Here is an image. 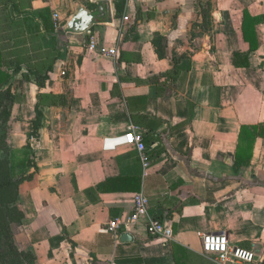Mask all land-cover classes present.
Segmentation results:
<instances>
[{
	"label": "crops",
	"instance_id": "obj_1",
	"mask_svg": "<svg viewBox=\"0 0 264 264\" xmlns=\"http://www.w3.org/2000/svg\"><path fill=\"white\" fill-rule=\"evenodd\" d=\"M100 2L0 7L3 68L22 94L12 115L25 129L13 137L34 140V167L18 185L17 242L36 264H176L172 244L181 264H210L200 236L225 234L264 264V138L247 165L235 162L240 127L264 124V0H210L207 32L197 27L198 0H116L108 19L64 31L77 6L95 12ZM245 11L259 19L253 52L242 36ZM54 15L60 28L48 34L43 23ZM235 55H248V67H234ZM15 57L11 69L5 60ZM37 73L47 75L41 86ZM131 128L146 148L145 175L124 144ZM118 178L138 179L140 190H96ZM136 194L146 213L117 240L102 233L131 215ZM149 218L162 223V235H148Z\"/></svg>",
	"mask_w": 264,
	"mask_h": 264
},
{
	"label": "trees",
	"instance_id": "obj_2",
	"mask_svg": "<svg viewBox=\"0 0 264 264\" xmlns=\"http://www.w3.org/2000/svg\"><path fill=\"white\" fill-rule=\"evenodd\" d=\"M115 6L116 12L117 6ZM199 8L201 13L203 9H209L208 14L204 13L202 18V23L197 25L198 28L204 31L210 24V11L212 9L210 0H207V7L200 5ZM259 22V19L252 18L245 11L243 13L242 21V36L243 40L249 44L250 52L255 51L257 44L254 39L249 36L254 32V26ZM200 29V30H201ZM208 29V28H207ZM43 30L50 34L54 32L53 24L50 22L43 23ZM202 31V32H204ZM62 31H58L57 33ZM233 65L236 68H247L248 67V55L238 56L235 55L233 58ZM3 59L0 52V87L10 85L12 79L11 73L7 72L3 68ZM50 71V68L47 70ZM14 73V72H12ZM37 86H41L42 81L47 79V75H40L39 73L34 74ZM9 115L7 112L6 116ZM34 131H36V126H34ZM6 134L0 136V153L8 154L9 160L0 158V240L2 239L4 245L0 244V264H36L35 258L32 253L22 251L16 245L14 236L16 232L13 231L12 225H15L18 229L24 221V216L22 212L18 209L16 202L18 197V185L27 180L30 175L26 174V170L34 167L33 161L30 162L28 154V144L25 145V151L22 150H8L6 144ZM264 138V124L251 125V126H241L238 134V143L235 151V162L247 165L252 157V148L256 138ZM19 152V153H18ZM20 157H18V154ZM18 157V158H17ZM19 166L22 171H25V175L18 181H13L15 178V167ZM130 185V187H127ZM98 192H117V191H134L140 190V182L138 179H132V181L126 178H118L113 180H107L106 182L96 186ZM8 198V194H10ZM173 255L176 264H181L177 257V250L182 252L181 248L176 244H172Z\"/></svg>",
	"mask_w": 264,
	"mask_h": 264
},
{
	"label": "built area",
	"instance_id": "obj_3",
	"mask_svg": "<svg viewBox=\"0 0 264 264\" xmlns=\"http://www.w3.org/2000/svg\"><path fill=\"white\" fill-rule=\"evenodd\" d=\"M112 3L116 0H98ZM53 27L55 30L60 28L57 23V15L53 16ZM92 46V42H90ZM108 55H115L114 50H109ZM124 144L134 148L138 155L143 173L150 167V162L146 154V148L142 142V136L134 129H130L124 136ZM146 213V201L140 194H136L133 198V209L131 215L127 219L114 218L101 230L104 234H109L114 240L124 232L126 226L133 225L141 216ZM149 236L155 237L162 235L164 227L162 223L153 218H149L146 226ZM201 251L204 255L214 257L217 264H255L256 256L252 251L233 246L229 243L225 234H201L200 236Z\"/></svg>",
	"mask_w": 264,
	"mask_h": 264
},
{
	"label": "rangeland",
	"instance_id": "obj_4",
	"mask_svg": "<svg viewBox=\"0 0 264 264\" xmlns=\"http://www.w3.org/2000/svg\"><path fill=\"white\" fill-rule=\"evenodd\" d=\"M7 1L8 0H0V7L1 6H5ZM198 3L202 4V6L207 7V0H198ZM208 11H209L208 7L203 9V11L198 14L199 17L203 16L204 13L208 14ZM204 28H206L205 31L203 29H201V28H199V29H201L200 30L201 32L202 31H204V32L210 31V29L213 28V24L210 23V24H208V26H205ZM3 29H4V27H3V24L1 23L0 24V38H1L2 41L4 40L3 39L4 30ZM18 30L19 29L17 28V31ZM45 41L49 45V39H45ZM50 61H51V56L50 57L48 56L46 58H43L41 60L40 64L43 65L44 67H46L50 63ZM7 62H11V65H12L11 69L17 68V67L19 68V62L20 61H17L16 57L12 61L5 60V63H7ZM27 75L28 74H25V76H27ZM21 95H22L21 92L17 91V86H16V83H15L14 76H13V81L10 83V85H6L4 87H0V136L3 135V134H6L5 136H6V144H7L8 150H22V151H25V148H26L25 145L28 144L29 159H30V162H32L33 158L31 156V152H30L31 149H30L29 144L32 143L34 140L31 139V140H29L30 141L29 142V141H25V138L22 137V141L19 144L18 142H16V140L13 137L14 133L15 134L24 133V129H25V127L22 125V122L17 119L16 113H14L12 115L13 108H14L15 105L19 104ZM7 112H9L8 116H6ZM8 156H9L8 154H3V152L0 153V158L5 159L6 161L9 160ZM18 157H20L19 154H18ZM21 169L22 168H20L19 166L16 165L15 170H14L16 176H15L14 179H12L13 181H18L20 178H22L25 175V171H22ZM31 170H32L31 168L28 169V171L26 170V172H27L26 174L30 175L31 174ZM11 194L12 193L8 194V198H10ZM22 225L20 227H22ZM20 227L18 229H16L15 225H12L13 231L16 232V234L14 236L16 245L18 246V248L20 250L30 253V251L24 250L19 245V243L17 242L16 236L20 232V229H21ZM0 244L4 245V242H3L2 239L0 240ZM204 256H206V255H204ZM209 258H211V257H209ZM205 260L207 261V259H205ZM210 260L212 262H214V264H216L215 260H214V257H212ZM211 261H209L210 264H211Z\"/></svg>",
	"mask_w": 264,
	"mask_h": 264
},
{
	"label": "water",
	"instance_id": "obj_5",
	"mask_svg": "<svg viewBox=\"0 0 264 264\" xmlns=\"http://www.w3.org/2000/svg\"><path fill=\"white\" fill-rule=\"evenodd\" d=\"M109 18V3L101 1L95 12L77 6L75 15L65 25L64 31L80 34L88 30L97 20H105Z\"/></svg>",
	"mask_w": 264,
	"mask_h": 264
}]
</instances>
